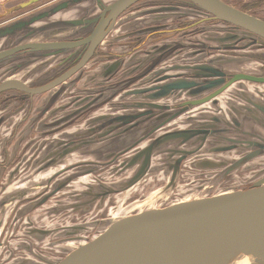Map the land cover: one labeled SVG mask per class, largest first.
<instances>
[{
  "label": "flooded vegetation",
  "instance_id": "1",
  "mask_svg": "<svg viewBox=\"0 0 264 264\" xmlns=\"http://www.w3.org/2000/svg\"><path fill=\"white\" fill-rule=\"evenodd\" d=\"M10 1L15 3L5 8L24 0ZM61 1L38 0L0 19L1 26L25 16L31 22L23 28V35H43L46 36L43 40L55 44L39 51L22 50L0 60V82L19 80L15 87L23 89L12 87L0 92V264H50L64 258L68 249L101 232V220L110 217L111 210L126 206L129 201L145 200L158 187L161 188L153 195L160 198L157 200L160 204H166L185 199L196 189V197H203L221 189H246L264 180V116H255L249 103L239 107L244 113L240 119L237 113L231 114L232 117L230 113L216 117L204 109L197 114L201 118L187 120L190 116H183L165 123L167 116L156 119L161 110L155 114L146 108L140 115L130 111L123 114L125 119H131L125 123L133 129L129 133L106 131L108 125L99 112L104 100L127 83H130L128 90L139 89L137 95L142 96L144 88L160 84V79H165L162 77L172 70L183 69L181 65L188 64L185 71L191 74L196 70L192 66L221 53L234 54L244 58L245 65L251 64L230 74L246 71L264 76V54L258 57V53L246 49L250 43L251 47L264 50L263 44L254 41L253 34L235 29L242 34L236 48L215 49L217 44L211 37L217 36L209 34L214 31L205 27L213 26L217 20L206 19L207 16L203 21L185 20L175 13L172 20L124 19L101 40L84 41L88 31L83 32L82 27L76 31L68 29V19L60 18L70 8H63L62 15L55 19L32 18L54 6L48 4ZM145 1H139L124 14ZM176 1L180 0H173ZM226 1L264 18L258 12L259 7L264 10V0ZM140 9L130 13H139L143 10ZM89 13L87 16L93 15ZM79 14L82 17L81 11ZM221 23L235 28L230 23ZM21 37L20 34L14 39L3 37L1 44L7 39L11 42L5 48L29 42ZM102 57L113 59L117 67L106 77L105 85L93 76L96 72L92 74ZM231 65H239V61ZM48 85L43 92L37 91ZM251 91L264 105V88L258 85ZM234 92L249 94L248 89L241 93V88H235ZM177 97L172 103L174 109L191 100ZM215 101L209 103L214 106ZM210 117L209 135L201 147L197 132L186 144L180 143L183 139L180 137L165 142L169 132L191 125L192 130H200L198 123L208 122ZM142 123L146 127L140 128ZM115 141L119 143L107 147ZM148 150L149 157L145 154ZM28 170V175L22 178ZM136 174L139 176L126 190L127 194L109 188H123ZM136 188L137 192L128 195Z\"/></svg>",
  "mask_w": 264,
  "mask_h": 264
},
{
  "label": "water",
  "instance_id": "2",
  "mask_svg": "<svg viewBox=\"0 0 264 264\" xmlns=\"http://www.w3.org/2000/svg\"><path fill=\"white\" fill-rule=\"evenodd\" d=\"M36 1L38 0H24L16 5L4 8L0 11V19ZM82 1L85 0H62L59 3H50L48 5H51V7L54 5L52 8L50 7L51 9L39 12L32 18L42 20L53 16L66 7L74 11L79 9L81 12L83 11L82 17L79 14L72 18H67L68 29L76 31L78 27H82L83 32L88 31L84 41H99L119 22V19L130 7L141 0H88V4H84V6L75 4ZM180 1L189 3L204 12L207 15L206 19L227 22L235 26V28L229 26L232 29L241 28L248 34H253L256 39L254 41L264 46V18L240 9L226 0ZM94 3H97L95 7L97 8L98 6V11L93 15L87 16L89 12L92 13ZM57 17L58 15L55 16V18ZM200 21H203V19ZM11 22L0 26V60L17 54L22 50H29L30 52L55 47V44L50 43L49 40H43L46 36H37L34 33L33 35L22 34L24 27L31 22L27 17L20 16ZM91 26L93 27L91 28ZM86 27H90V29L87 30ZM17 34L22 36L21 39L29 42L5 48V45L11 42V40L7 39L3 43L4 47L2 46L3 37L13 38ZM27 36H29V39ZM216 44L215 49L223 48L228 50L233 47L228 43H223V45ZM199 59H203V57ZM235 61H244V58L226 53L214 55L192 66V68H196L194 73L190 76L185 75L178 81L173 79L172 74L163 76L162 78L165 79H160V81L164 82V84H156L151 86V88H144L142 96L137 95L139 89L125 90L119 94L120 99L141 97L143 98L142 101L111 102V108L116 107L123 111L127 108L140 109V107H144L149 108L152 113L161 110L156 119L160 120L167 116V120L164 122L170 123L176 118L182 117L181 114L188 109H193V107L200 104L201 108L195 107L196 113L187 118V120L197 117L201 118L197 114L201 110L206 109L202 108V104L208 103L210 100L214 101L221 92L234 83L239 86H245L242 81L264 82V76L246 71L230 74L235 69V67L230 65ZM181 66L184 67L183 69L189 67L186 63ZM116 69V64H111L108 73L105 72L104 76L109 77ZM94 77H98V73H95ZM105 79L100 80L99 83L103 84ZM18 81L12 79L0 82V92L12 87L18 89L19 87H15L19 83ZM196 81H199V89L194 92L196 94L191 95L198 97L196 96L197 94L208 93L204 97L199 96L198 98L185 101L181 104L184 106L178 109L157 101L164 97L172 96L181 88L195 85ZM49 87L50 85L40 87L37 91L43 92ZM145 92L148 93L146 94ZM113 95L108 98L109 101ZM261 107L264 111V107ZM138 113L136 115L141 114L140 111ZM236 113L240 114L237 117L238 119L244 115V113L241 114L238 111ZM107 116L109 115H106L104 119V124L108 125L106 131L114 129L115 120H118L121 125L131 120L125 119L123 114L112 118ZM230 116L232 117L231 114ZM255 119L257 118L255 117ZM199 123L200 130H192L191 125L188 129L169 132L164 137L165 142H170L180 137L183 138L180 143L186 144L187 140L190 141L194 133L197 132L199 134V138H197L199 141L198 147H201L205 143L207 135H209L207 130L211 127L212 117L209 118L208 122ZM235 123L239 125L240 121L235 120ZM213 125L218 126L217 123ZM144 127L146 125L142 123L140 128ZM117 143L119 142L115 141L108 144L107 147ZM153 143L154 141L151 145ZM145 154L149 157L150 150L146 151ZM134 160L136 158L132 161ZM141 173L142 170L140 171ZM138 176L136 174L135 177L127 181L126 186L122 187L126 188L132 185ZM109 188L116 189L112 186H109ZM100 226L101 232L98 235L72 249H68V254L64 258L50 261V264H264V180L246 189L229 188L212 195L180 199L165 206L146 208L131 214H116L103 219ZM32 264L43 263L34 262Z\"/></svg>",
  "mask_w": 264,
  "mask_h": 264
},
{
  "label": "crops",
  "instance_id": "3",
  "mask_svg": "<svg viewBox=\"0 0 264 264\" xmlns=\"http://www.w3.org/2000/svg\"><path fill=\"white\" fill-rule=\"evenodd\" d=\"M10 3H15V1L12 2L10 0H0V11H1V9H4ZM80 4L82 6H84V4H88V0L82 1ZM79 11H81V10L77 9V10L74 11V10L70 9V12L64 14L63 16H61L62 12L59 11L58 13H55L53 16H51L50 19H55L56 15H58V16L60 15L61 16L60 18H65V19L72 18V17H74L76 15H79ZM81 14H83V11L81 12ZM35 25L38 26V24H35ZM111 63H114L113 59H110V62L108 63V65H102V66H98L97 68H95L94 72L92 74H94L95 72L98 73V78H97L98 80L105 79L106 76H104V73L105 72L108 73V70H109V67H110ZM244 63H245V60H244V62L239 61V65L238 66H236V65H230V66L231 67H235L234 70H237V69L248 68V66L251 65V64L250 65L249 64L245 65ZM87 73H88V76H90L89 75V71ZM170 73L172 74L173 79H175L177 81L179 79H181L182 77H185V75L186 76H190L191 74H193V73L189 74L188 72L185 71V69L172 70ZM181 73H183V74H181ZM100 75H101V77H100ZM85 77H87V76L83 77L84 81H85ZM102 77H105V78H102ZM89 79H90V77H89ZM195 80H198V79H195ZM196 82L197 83L195 85H191L188 88H181V89L177 90L175 92V94H173L172 96L170 95V96L164 97L163 99H159L157 101H161L160 103H166V104H169L170 106H172L173 101L175 99H178L177 96L181 97V99H179V100H188V99H192V98H198L199 96H203V95L207 94V93H204L202 95L197 94L196 96H198V97H193L194 95H191V94H196L194 92H196L197 89H199L198 88L199 81H196ZM242 82H244L243 85H245V86H239V85H237V83H234L232 86H230L227 89H225L223 92H221L216 97L217 103L213 104L214 106H212V103H209V102L213 101V100H210L208 103H206V102L203 103L202 104V108H206V110L211 111L213 116L219 117V115L222 116V115H226L227 113H230V114L235 113L236 114L237 111L242 114V111H241V109H239V106H245L246 104L249 103V104H251L253 106L252 107V109H253L252 112H253V114L255 116H260V117L264 116L263 115L264 111H263V109L261 107V106L264 107V105H262V100L260 98H257L256 94L253 95V92L251 91V90H253L254 86H258V85L264 88V83L258 84L257 82H249V81H242ZM106 83H108V81ZM129 84L127 86H129ZM160 84H164V82H161ZM104 85H105V83H104ZM127 86L125 88H123L122 90L119 89L115 93V95H113V97L110 100L115 99L114 100L115 102H121L123 100H125V102H130L132 97H126V98H122V99L119 98V94L123 93L125 90H128ZM235 88H241V93H244V89H248L249 94L237 95V93H236L237 91L234 92ZM145 93L147 94L148 92H145ZM251 96L254 97V98L252 99ZM103 104H104L102 106L103 109H100V111H99L102 118H105L106 115H109L107 117L111 116V118L114 117V116L118 117V116H120L122 114H125V113H128L130 111L131 112H135V111L138 112V111H141L143 109H146L144 107H142V108L140 107V109L139 108H127V109L122 111L120 108H118V109L116 107L115 108L114 107L111 108V104H110L108 99L104 100ZM118 105H120V104H118ZM105 106L107 107V109H106ZM197 106L199 108H201L200 104L197 105ZM195 109L196 108H194V107H193V109H188L186 112L181 114L182 117H178L175 120L181 119V118H183V116L185 118H187L188 116H192L195 113ZM235 114H234V116H236ZM237 115H240V114H237ZM100 120H102V119H100ZM256 120H259V119H256ZM128 126H129L128 124L127 125H125V124L121 125L118 120H115V126H114V130L113 131H115V133H119V132H123V131H126L127 133L132 132L133 129H129ZM263 131H264V128H263Z\"/></svg>",
  "mask_w": 264,
  "mask_h": 264
},
{
  "label": "rangeland",
  "instance_id": "4",
  "mask_svg": "<svg viewBox=\"0 0 264 264\" xmlns=\"http://www.w3.org/2000/svg\"><path fill=\"white\" fill-rule=\"evenodd\" d=\"M107 1H112V0H107ZM233 1H235V0H233ZM240 1L242 2V0H240ZM246 1H248L247 3H250L253 0H246ZM170 3H174L172 5V7H170L171 5L164 6V5L170 4ZM143 7H148V8L143 9ZM140 8L143 9V10H141ZM92 9H93L92 10V14H95L98 11V9L95 6H93ZM139 9L141 10L139 13H130V12H133V11L139 10ZM262 10L263 9L261 7H259V11L258 12L264 14V10L263 11ZM169 11L171 12V14L168 13ZM175 13H179V16L184 17L185 20H192V19H195V18L202 19V18H205V16H207L204 12L198 10L196 7L192 6L189 3H182V1L173 2V0H146L143 3L134 6L128 12V14H126V15L124 14L121 17V19H119L118 23L122 22L124 19H130V18H136V17H139V19L156 18V19L172 20L173 18H175ZM218 22L219 21H216V23L213 24V26L211 25V26L205 27V29H207V30L209 28L212 31H214V32H209V34H213L214 36H217L215 38L211 37V39L215 40V43H218L220 45H223L224 42H229L228 44H230L233 47H235L236 44H238L239 39L242 38V37H238V36H242V34H239L240 33L239 30H235V29H232L230 27H226L221 22H220L221 24L218 23ZM120 26L121 25L118 26L117 30L120 28ZM223 29L224 30H229V32H224V31H222ZM236 37H238V38H236ZM225 44H227V43H225ZM246 47H247L246 49H248L250 51H253L255 53H258L257 54L258 57L262 56V54H264V50L262 51L261 48H256V46L255 47H251L250 43L247 44ZM237 48H240V47H237ZM107 59H108L107 57L100 58L98 65L99 66L108 65L110 60H107ZM259 62H262V61L259 60ZM262 63H264V61ZM111 64H113V63H111ZM106 109H107V107H106ZM28 172H29V170L26 171V173L22 174L21 175L22 178H24L26 175H28ZM129 188L130 187L116 188L114 191L122 192V190H124L125 191L124 194L125 193L127 194L128 191H126V190L129 189ZM137 188H136V190H133L132 192H130L128 195H130V194L132 195L134 192H137L138 191ZM160 188L161 187H158L157 189L153 190V192L151 194H148L147 195L148 196L147 199L142 200V201H133V202L129 201L126 206H122L121 207L119 205L117 209L111 210L109 212V214H111V216H114L116 214H121V213L131 214V213L138 212L139 210H142V209L161 207V206H165L167 204L172 203L170 201L169 202L167 201V203L165 202L166 204H160V202L157 201L160 198H157L153 194H155ZM224 190L221 189L220 191H224ZM220 191H218V192H220ZM218 192H216V193H218ZM197 193H198V189H196L195 191H192L189 194L185 195V199L194 198V197L198 196ZM117 194H114V195H117ZM114 195H112V197ZM150 199H152V200H150ZM148 200H150V201H148ZM105 218H103V219H105ZM100 225H101V223H100Z\"/></svg>",
  "mask_w": 264,
  "mask_h": 264
}]
</instances>
